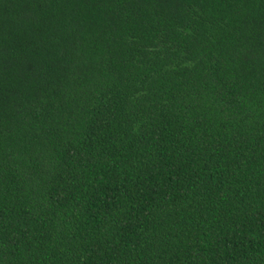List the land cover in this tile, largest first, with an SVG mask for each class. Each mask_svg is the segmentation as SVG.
<instances>
[{
	"label": "trees",
	"instance_id": "1",
	"mask_svg": "<svg viewBox=\"0 0 264 264\" xmlns=\"http://www.w3.org/2000/svg\"><path fill=\"white\" fill-rule=\"evenodd\" d=\"M0 264H264V0H0Z\"/></svg>",
	"mask_w": 264,
	"mask_h": 264
}]
</instances>
